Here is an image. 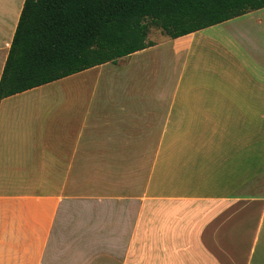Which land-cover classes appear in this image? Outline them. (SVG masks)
I'll use <instances>...</instances> for the list:
<instances>
[{
  "label": "crops",
  "instance_id": "crops-1",
  "mask_svg": "<svg viewBox=\"0 0 264 264\" xmlns=\"http://www.w3.org/2000/svg\"><path fill=\"white\" fill-rule=\"evenodd\" d=\"M161 35L1 100L0 264H264V8Z\"/></svg>",
  "mask_w": 264,
  "mask_h": 264
},
{
  "label": "trees",
  "instance_id": "trees-1",
  "mask_svg": "<svg viewBox=\"0 0 264 264\" xmlns=\"http://www.w3.org/2000/svg\"><path fill=\"white\" fill-rule=\"evenodd\" d=\"M264 8V0H24L0 78L4 98Z\"/></svg>",
  "mask_w": 264,
  "mask_h": 264
},
{
  "label": "rangeland",
  "instance_id": "rangeland-1",
  "mask_svg": "<svg viewBox=\"0 0 264 264\" xmlns=\"http://www.w3.org/2000/svg\"><path fill=\"white\" fill-rule=\"evenodd\" d=\"M149 27H150L149 28L150 38L152 40L160 39L162 36L161 34H163V33L159 29L152 27L151 25Z\"/></svg>",
  "mask_w": 264,
  "mask_h": 264
}]
</instances>
